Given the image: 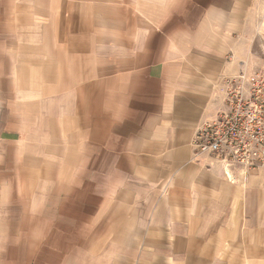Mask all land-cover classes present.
Segmentation results:
<instances>
[{"label": "crops", "instance_id": "crops-1", "mask_svg": "<svg viewBox=\"0 0 264 264\" xmlns=\"http://www.w3.org/2000/svg\"><path fill=\"white\" fill-rule=\"evenodd\" d=\"M255 1L0 0V264H264V167L195 145Z\"/></svg>", "mask_w": 264, "mask_h": 264}, {"label": "built area", "instance_id": "built-area-1", "mask_svg": "<svg viewBox=\"0 0 264 264\" xmlns=\"http://www.w3.org/2000/svg\"><path fill=\"white\" fill-rule=\"evenodd\" d=\"M238 79L227 93L229 110L201 125L195 139L197 154L221 163L228 177L234 168L264 167V75Z\"/></svg>", "mask_w": 264, "mask_h": 264}, {"label": "rangeland", "instance_id": "rangeland-1", "mask_svg": "<svg viewBox=\"0 0 264 264\" xmlns=\"http://www.w3.org/2000/svg\"><path fill=\"white\" fill-rule=\"evenodd\" d=\"M246 22L248 54L253 60L251 70L264 73V0L255 1Z\"/></svg>", "mask_w": 264, "mask_h": 264}]
</instances>
